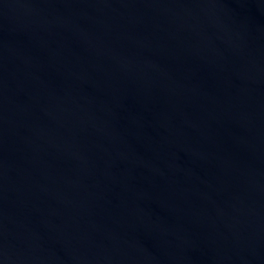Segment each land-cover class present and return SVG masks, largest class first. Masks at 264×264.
<instances>
[{"label": "water", "instance_id": "1", "mask_svg": "<svg viewBox=\"0 0 264 264\" xmlns=\"http://www.w3.org/2000/svg\"><path fill=\"white\" fill-rule=\"evenodd\" d=\"M0 264H264V0H0Z\"/></svg>", "mask_w": 264, "mask_h": 264}]
</instances>
